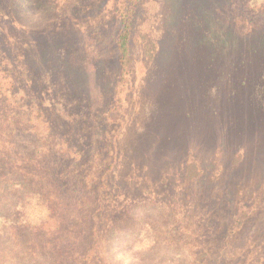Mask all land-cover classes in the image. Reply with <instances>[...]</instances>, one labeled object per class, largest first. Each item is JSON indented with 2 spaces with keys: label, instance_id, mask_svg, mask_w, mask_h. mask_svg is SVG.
Here are the masks:
<instances>
[{
  "label": "rangeland",
  "instance_id": "374dc122",
  "mask_svg": "<svg viewBox=\"0 0 264 264\" xmlns=\"http://www.w3.org/2000/svg\"><path fill=\"white\" fill-rule=\"evenodd\" d=\"M119 1L0 0V51L23 65L27 107L60 132L62 104L84 147L117 150L115 248L176 221L205 264H264V0H139L123 87Z\"/></svg>",
  "mask_w": 264,
  "mask_h": 264
},
{
  "label": "trees",
  "instance_id": "16d2710c",
  "mask_svg": "<svg viewBox=\"0 0 264 264\" xmlns=\"http://www.w3.org/2000/svg\"><path fill=\"white\" fill-rule=\"evenodd\" d=\"M138 2L120 0L118 6L115 43L122 87ZM22 69L0 51V264H205L193 231L176 221L166 228L147 225L135 234L143 240L118 245L123 253L115 248L125 221L114 218L104 225V215L106 189L113 184L107 174L115 169L117 150L105 142L101 152L84 147L77 129L84 121L66 127L76 117L62 104L56 108L65 122L60 132L34 98L30 110L18 81ZM199 173L197 161H187L184 179Z\"/></svg>",
  "mask_w": 264,
  "mask_h": 264
}]
</instances>
